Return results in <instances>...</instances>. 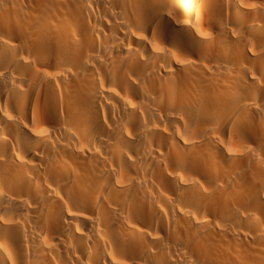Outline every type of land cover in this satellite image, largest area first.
<instances>
[{
	"label": "bare ground",
	"instance_id": "obj_1",
	"mask_svg": "<svg viewBox=\"0 0 264 264\" xmlns=\"http://www.w3.org/2000/svg\"><path fill=\"white\" fill-rule=\"evenodd\" d=\"M0 264H264V0H0Z\"/></svg>",
	"mask_w": 264,
	"mask_h": 264
}]
</instances>
